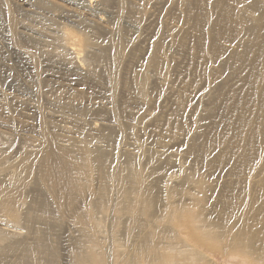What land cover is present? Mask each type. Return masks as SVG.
<instances>
[{"label":"bare ground","instance_id":"1","mask_svg":"<svg viewBox=\"0 0 264 264\" xmlns=\"http://www.w3.org/2000/svg\"><path fill=\"white\" fill-rule=\"evenodd\" d=\"M156 3L160 15L181 18L178 26L155 22L156 32L166 30L181 52L172 69L169 57L159 58L156 38L144 41L133 31L124 45L131 0H81L95 22L89 31L95 52L62 48L71 69L108 93V105L92 101L83 111L94 110L91 128L100 144L93 151L62 147L40 107L39 146L19 150L17 160L10 145L0 144V264H219L218 255L264 264V0ZM25 5L17 9L26 12ZM39 5L46 7L44 0ZM12 8L0 0L8 39L17 55L35 64L38 54L21 40L40 45V38L18 31ZM107 17L110 28L103 32ZM142 44L140 54L131 52ZM80 52L90 59L87 68ZM208 62L227 64L228 78L214 93L203 82L185 109L180 96L198 89L196 73ZM122 96L141 109L125 108ZM124 115L141 125L128 135L149 136L160 150L120 151ZM179 128L182 134H172ZM173 149L192 153L212 181L189 183L193 176L179 171ZM173 180L181 184L174 193Z\"/></svg>","mask_w":264,"mask_h":264},{"label":"rangeland","instance_id":"2","mask_svg":"<svg viewBox=\"0 0 264 264\" xmlns=\"http://www.w3.org/2000/svg\"><path fill=\"white\" fill-rule=\"evenodd\" d=\"M9 1L13 7L14 17L19 23L18 31L32 35L36 39L40 38V40L38 39L40 45L21 40V45L27 52H36L39 56L35 64L22 59L21 55L16 54V50L8 39V27L4 17L0 14V144L10 145L13 148V157L17 155V160L25 147L32 149L39 146L41 140L39 114L41 113L56 143L62 147L70 146L77 149L85 146L88 150L93 151L100 144L98 132L91 128L95 121L93 118L95 112L92 110L88 115L83 111L92 101L108 105L110 103L109 96L106 89H103V85L88 77L79 76L71 69V62L66 59L67 54L62 48V46L68 45L77 52L82 48L89 47L90 52H95L92 49L93 46L89 45L92 42L89 31L95 26L90 13L81 6V0H44L46 7L39 5V1L43 0ZM24 1L26 12L17 9V6ZM131 2L135 6L134 16H124L123 21L130 24L127 26L128 29L123 28L122 30L124 45L125 43L131 44L133 31L137 32V36L144 41H152L153 38H156L161 44L159 58L169 57L172 69L174 63L181 58V52L172 47L166 30L156 32L155 22L161 20L167 24L178 26L181 18L174 13L160 15L156 0H131ZM106 19L107 21L101 27L103 32L110 28L109 18ZM50 38L55 40L51 44L48 43ZM110 42L114 45L118 44L115 38H112ZM143 47L144 44L131 52L140 54ZM52 52L63 54L64 57H53L50 55ZM79 58L82 67L87 68V65H90V59L84 52H80ZM226 66L227 64L223 63L208 62L199 69L196 73V79L199 82H195L198 89L188 91L180 96V102L185 109L188 108V100L192 99L193 93L201 92L203 82L211 84L214 93L221 82L227 80L228 76L224 70ZM147 75L150 78L154 77L152 71H147ZM173 75L170 73L169 78L173 79ZM190 78L192 77L190 76ZM212 95L210 98L209 96L204 98L203 105L199 110L200 114L203 113L204 105H211ZM122 101L128 110L137 112L141 109L133 98L122 96ZM37 108L41 110L39 114ZM71 108L74 110L79 108L82 112L74 111ZM123 118L126 135L124 136L125 146H122L120 151L129 150L137 155L141 151H145L142 148L160 150L154 147L149 136L138 135L134 138L128 135L130 131L136 132L141 125L128 119L127 115H124ZM128 129L130 131L127 132ZM183 132L184 129H173L172 134L179 136ZM135 143H138L141 148L134 147ZM173 151L175 152L172 159L181 166L179 171L193 176V180L189 183L196 180L212 181L213 178L198 164V167L195 166L191 158V156H195L192 153L185 154V151L175 149ZM13 162L10 163L14 165L16 162ZM176 171L178 170H174L172 174L174 175ZM180 188L181 184L177 180H173L169 192H177ZM144 204L148 209L149 200H146ZM149 211L147 218L152 221L153 213L152 210ZM215 260L219 264H241L237 260L223 258L220 255L215 257Z\"/></svg>","mask_w":264,"mask_h":264}]
</instances>
